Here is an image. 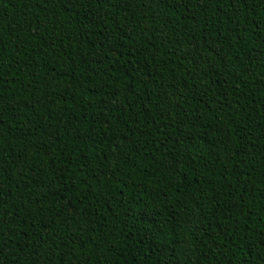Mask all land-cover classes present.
<instances>
[{
  "label": "trees",
  "instance_id": "16d2710c",
  "mask_svg": "<svg viewBox=\"0 0 264 264\" xmlns=\"http://www.w3.org/2000/svg\"><path fill=\"white\" fill-rule=\"evenodd\" d=\"M0 264H264V0H0Z\"/></svg>",
  "mask_w": 264,
  "mask_h": 264
}]
</instances>
